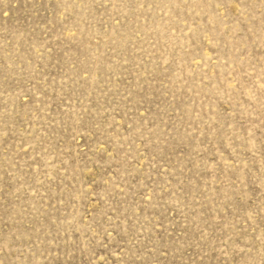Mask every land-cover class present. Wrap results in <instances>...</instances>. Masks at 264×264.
Instances as JSON below:
<instances>
[{
	"label": "rangeland",
	"instance_id": "374dc122",
	"mask_svg": "<svg viewBox=\"0 0 264 264\" xmlns=\"http://www.w3.org/2000/svg\"><path fill=\"white\" fill-rule=\"evenodd\" d=\"M0 264H264V0H0Z\"/></svg>",
	"mask_w": 264,
	"mask_h": 264
}]
</instances>
